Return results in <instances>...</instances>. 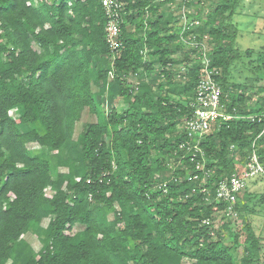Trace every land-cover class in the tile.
I'll return each mask as SVG.
<instances>
[{
	"label": "trees",
	"instance_id": "16d2710c",
	"mask_svg": "<svg viewBox=\"0 0 264 264\" xmlns=\"http://www.w3.org/2000/svg\"><path fill=\"white\" fill-rule=\"evenodd\" d=\"M121 1L112 52L101 0H0V264H264L247 221L264 178L237 194L241 226L218 225L215 199L253 151L264 168V50L237 48L242 0ZM182 4L201 27L180 35ZM189 36L233 118L198 152L180 148L203 68ZM244 60L256 76L235 81Z\"/></svg>",
	"mask_w": 264,
	"mask_h": 264
},
{
	"label": "built area",
	"instance_id": "2783aa9c",
	"mask_svg": "<svg viewBox=\"0 0 264 264\" xmlns=\"http://www.w3.org/2000/svg\"><path fill=\"white\" fill-rule=\"evenodd\" d=\"M101 4L107 18L105 42L112 52H116L120 47L118 37L120 35L122 15L124 14V3L121 0H101ZM186 10H188V8L185 5L180 8L179 23L181 22L180 20H182L183 23L179 26L181 28L180 35L184 33L187 26L190 28L192 25V23H189L190 19L188 18L191 14V10L188 12ZM197 24H199L198 21ZM182 40L186 44L188 42V45L191 47H201L203 62L202 74L198 80L195 96L191 103V115L181 125V129L185 133L188 141L180 145V148L186 147L187 149H193L198 152V144L203 136L210 131L212 124L219 121L227 122L233 118L222 112L221 89L214 79L217 72L209 68L210 59L207 55L206 46L202 44L198 46L194 36H189L185 39L182 38ZM10 114L13 116L14 110L11 111ZM263 134L264 127L260 136ZM190 141H192V145ZM199 167V164H197L196 169L198 170ZM258 177L264 178V168L260 164L255 151H253L239 172H235L230 177L219 181L215 192V199L225 205L224 210L220 213V217H224V222L226 220H238V215L234 210L237 194L244 190L251 180ZM196 178V176H193V179ZM204 223L208 224L209 221H204Z\"/></svg>",
	"mask_w": 264,
	"mask_h": 264
},
{
	"label": "rangeland",
	"instance_id": "374dc122",
	"mask_svg": "<svg viewBox=\"0 0 264 264\" xmlns=\"http://www.w3.org/2000/svg\"><path fill=\"white\" fill-rule=\"evenodd\" d=\"M180 1L181 0H175V3L179 4ZM182 6L183 4L180 8H182ZM174 7L176 9V5ZM189 10H191V8H188L186 11L188 12ZM180 21L181 22L178 26L183 24L182 20ZM232 22L235 24V28L238 33L237 48L241 53L248 49L255 52L261 51V49L262 51L264 50V0H242ZM189 23H192L190 27L191 30L201 27V23L197 24V20L194 21V19H192L189 21ZM230 33L234 34V31L231 30ZM247 63L248 62L244 60L236 65L232 72V77L235 81H241L245 77L254 78L256 76L255 74H252L250 70L252 69V66L257 64L256 61L254 60L252 66H248ZM260 85H264V81H261ZM116 103L117 100L113 104ZM106 107H108V104ZM85 121H87L86 115L83 116L81 122L84 123ZM263 189L264 181H257L256 183H251L249 186V191L255 194L263 191ZM46 195L48 197L51 195L49 189H46ZM254 203V210L256 213L253 215L249 214L247 221L251 224L255 233L264 238V207L261 205H256L258 201H255ZM222 222L224 221L219 222L218 225L222 224ZM229 223L232 226H241L240 218H238L236 221L230 220ZM44 225H46V222L43 223V226ZM28 238V242L31 244L33 249L37 251L40 247L37 240L30 235Z\"/></svg>",
	"mask_w": 264,
	"mask_h": 264
}]
</instances>
